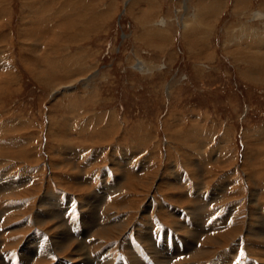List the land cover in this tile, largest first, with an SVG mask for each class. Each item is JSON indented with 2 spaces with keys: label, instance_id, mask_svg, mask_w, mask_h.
<instances>
[{
  "label": "rangeland",
  "instance_id": "rangeland-1",
  "mask_svg": "<svg viewBox=\"0 0 264 264\" xmlns=\"http://www.w3.org/2000/svg\"><path fill=\"white\" fill-rule=\"evenodd\" d=\"M263 40L264 0H0V264H264Z\"/></svg>",
  "mask_w": 264,
  "mask_h": 264
},
{
  "label": "bare ground",
  "instance_id": "bare-ground-1",
  "mask_svg": "<svg viewBox=\"0 0 264 264\" xmlns=\"http://www.w3.org/2000/svg\"><path fill=\"white\" fill-rule=\"evenodd\" d=\"M51 3H53V0H51ZM61 9H62V8H61ZM75 9H76L75 11H76L77 13H79L78 8H75ZM63 10H64V9L60 10L59 12H60V13H64ZM77 13H76V15H78ZM257 14H258V13H257ZM61 15H62V14H61ZM259 15H260V14H259ZM61 28H63V27H61ZM184 29H185V28H184ZM61 30H62V29H61ZM263 41H264V40H263ZM64 62H65V61H64ZM141 70H142V69H141ZM40 79H41V78H40ZM64 154H65V153H64ZM210 161H211V160H210ZM192 173H193V172H192ZM196 177H197V176H196ZM146 178H147V177H146ZM141 181H142V180H141ZM145 183H146V182H145ZM139 185H140V184H139ZM141 186H142V185H141ZM143 186H144V185H143ZM198 188H199V187H198ZM201 190H202V189H201ZM118 191H120V190L118 189ZM149 191H150V190H149ZM199 191H200V190H199ZM114 192H115V191H114ZM122 193H123V192H122ZM14 194H15V193H14ZM27 194H29V193H28V192H26V193H25V192H24V193H20L21 196H23V195H27ZM110 194H111V193H110ZM214 196H215V195H214ZM18 197H19V195H18V196L16 195V196H14L13 199H17ZM3 198H4V197H3ZM8 198H10V197H8ZM89 198H91V197H89ZM183 198H184V197H183ZM10 199H12V198H10ZM44 199H45V198H44ZM44 199H42L41 202H44ZM180 201H181V200H180ZM86 202H87V201H86ZM17 203H18V202H17ZM195 203H196V202H195ZM18 204H19V203H18ZM89 204H90V203H89ZM42 205H43V204H42ZM81 205H82V203H81ZM17 206H18V205H17ZM20 206H21V205H20ZM197 206H198V205H197ZM42 207H43V206H42ZM42 207H41V208H42ZM11 208H12V207H11ZM22 208H23V207H22ZM143 208H144V207H143ZM195 208H196V207H195ZM12 209H13V208H12ZM19 209H20V208H19ZM106 209H107V208H106ZM7 210H8V209H7ZM42 210H43V209H42ZM80 210H81V209H80ZM188 210H189V209H188ZM50 211L52 212V210H50ZM50 211H49V212H50ZM17 212H18V211H17ZM81 212H82V211H81ZM194 212H195V211H194ZM43 213H45V212H43ZM56 214H57V217H58V213H56ZM56 214H55V215H56ZM94 214H95V213H94ZM170 214H171V213H170ZM170 214H168V215H170ZM52 215H53V214H52ZM204 215H205V214H204ZM10 216H12V215H10ZM60 216H61V215H60ZM163 216H164V215H163ZM171 216H172V215H171ZM16 217H17V216H16ZM48 217H49V216H48ZM48 217H46V219H48ZM84 217H85V216H84ZM84 217H82V218H84ZM176 217H177V216H176ZM23 218H24V217H23ZM52 218H54V217H52ZM55 218H56V217H55ZM12 219H13V218H12ZM46 219L44 218L42 221L45 220V222H46ZM57 219H58V218H57ZM94 219H95V218H94ZM6 220H7V219H6ZM12 221H13V220H12ZM38 222H39V221H38ZM40 222H41V221H40ZM8 223H10V222H8ZM26 223H27V222H26ZM29 223H31V221H29ZM3 224H5V223H3ZM122 224H123V223H122ZM208 224H209V223H208ZM123 227H125V225H124ZM191 227H192V225H191ZM191 227H190V228H191ZM55 228H56V227H55ZM60 228H61V227H60ZM235 228H236V226H235ZM235 228H233V229H235ZM250 228H251V227H250ZM90 229H91V228H90ZM93 229H94V226H93ZM110 229H111V228H110ZM60 230H61V229H60ZM63 230H64V229H63ZM67 230H68V229H67ZM91 230H92V229H91ZM230 230H231V229H230ZM248 230H249V229H248ZM88 231H89V230H88ZM111 231H112V230H111ZM65 232H66V231H65ZM65 232H61V233H62V236H59V240L56 241V243H57L58 245L64 246V244H65V242H66V237L68 236ZM104 232H105V231H104ZM101 233H102V232H101ZM227 233H228V232H227ZM231 233H232V232H231ZM234 233H236V232H234ZM249 233H250V232H249ZM9 234H10V233H9ZM120 234H121V233H120ZM168 234H169V233H168ZM88 235H89V234H88ZM222 235H223V233H222ZM224 235H225V234H224ZM224 235H223V236H224ZM32 236H33V235H32ZM78 236H79V235H78ZM225 236H226V235H225ZM247 236L250 238L249 235H247ZM37 237H38V236H37ZM39 237H40V236H39ZM73 237H74V236H73ZM122 237H123V236H122ZM226 237H227V236H226ZM254 237H255V236H254ZM233 238H234V237H233ZM233 238H231V239H233ZM67 239H68V238H67ZM74 239H75V238H74ZM119 239H120V238H119ZM216 239H217V238H216ZM35 240H39V239L37 238V239H35ZM40 240H41V239H40ZM40 240H39L40 243L48 242V240H47L46 238L42 239L43 241H40ZM51 240H52V239H51ZM69 240H71V239H69ZM69 240H67V241H69ZM116 240H117V239H116ZM39 242H38V244H40ZM95 242H96V241H95ZM110 242H111V241H110ZM222 242L224 243V240H223ZM222 242H221V243H222ZM44 243H43V244H44ZM68 243H69V242H68ZM68 243H66V244H68ZM89 243H90V242H89ZM151 243H152V242H151ZM262 243H263V242H262ZM48 244H49V242H48ZM50 244H51V243H50ZM53 244H54V243H53ZM219 245H220V244H219ZM41 246H42V245H41ZM55 246H56V245H55ZM68 246H69V244H68ZM68 246H67V247H68ZM166 246H167V245H166ZM42 247H43V246H42ZM42 247H41V248H42ZM50 247H51V246H50ZM190 247H191V246H190ZM32 248H33V247H32ZM51 248H52V247H51ZM55 249H56V248H55ZM69 249H70V248L68 247V250H67L68 252H69ZM75 249H76V248H75ZM81 249H82L81 247H80V248H77V250H75V251H73V252H74L75 254H78V253H80L79 251H81ZM256 249H257V248H256ZM39 250H41V249H39ZM39 250H38V251H39ZM57 250H58V249H57ZM251 250H252V249H251ZM48 251H49V250H48ZM52 251H53V250H52ZM52 251H51V252H52ZM63 251H64V249H60V251H58L57 258H58V255L61 254ZM70 251H71V250H70ZM259 251H260V250H259ZM65 252H66V251H65ZM73 252H72V254H73ZM167 252H168V251H167ZM44 253H45V252H44ZM47 253H48V252H47ZM81 253H82V252H81ZM170 253H171V251H170ZM53 254H54V253H53ZM69 254H70V253H69ZM72 254H71V255H67V257H66L65 259H63V260H65V263H66V264H67V263H70V262L73 264V260H74L75 258H76L77 260L80 261V264H81V263H82V264H86L87 261H83V260H82V256L74 255V256H77V257L74 258V256H73ZM180 254H183V253H180ZM260 254H261V253H260ZM45 255L47 256V254H45ZM45 255H44V256H45ZM154 255H155V254H154ZM161 255H163V254H161ZM53 256H54V255H53ZM263 256H264V255H263ZM263 256H262V257H263ZM32 257H33V256H32ZM83 257H84V256H83ZM33 258H34V257H33ZM62 258H64V257H62ZM190 258H191V257H190ZM58 259H59V258H58ZM111 259H112V258H111ZM111 259H110V260H111ZM133 259H134V258H133ZM186 259H187V258H186ZM111 261H112V260H111ZM111 261L106 262L105 264H112ZM60 262H62V261L59 260L57 263H60ZM133 262H134V261H133ZM131 263H132V262H131ZM136 263H137V262H136ZM140 263H141V262H140ZM157 263L159 264L158 261H157ZM179 263H180V262H179ZM182 263H183V262H182ZM185 263H186V262H185ZM61 264H63V262H62Z\"/></svg>",
  "mask_w": 264,
  "mask_h": 264
}]
</instances>
